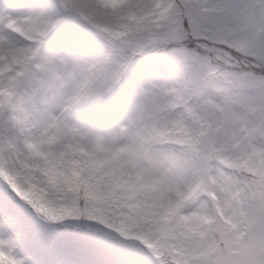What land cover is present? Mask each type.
Here are the masks:
<instances>
[{"label": "snow or ice", "instance_id": "snow-or-ice-1", "mask_svg": "<svg viewBox=\"0 0 264 264\" xmlns=\"http://www.w3.org/2000/svg\"><path fill=\"white\" fill-rule=\"evenodd\" d=\"M98 10L115 25L103 35L119 54L120 79L135 66L141 86L145 78L150 85L136 114L145 125L143 147L100 156L80 147L96 133L83 128L49 160L97 181L107 177L137 198L152 225L139 242L154 264H264V0H121ZM41 18L30 29L35 50L12 46L10 29L0 32V58L13 61L0 74V108L17 95L54 30L52 17L34 11L32 19ZM241 29L249 36L243 51L216 42ZM161 120L183 130L179 146L152 147ZM8 138L0 122V154ZM0 217V264H128L116 242L81 226L96 221L79 197L33 199L4 181Z\"/></svg>", "mask_w": 264, "mask_h": 264}, {"label": "rangeland", "instance_id": "rangeland-1", "mask_svg": "<svg viewBox=\"0 0 264 264\" xmlns=\"http://www.w3.org/2000/svg\"><path fill=\"white\" fill-rule=\"evenodd\" d=\"M120 2L48 0L45 5L37 0H0V20L6 17V21L16 19L27 23L25 19H32L34 11H43L46 16L55 17L56 24L60 21L30 62L17 95L9 105L0 108V122L9 126V138L0 154V184L4 181L15 184L33 199L49 195L57 199L79 197L80 205L96 221H80L81 226L100 231L116 242L125 250L128 264H154L150 253L139 242V237L151 227H146L150 223L142 218V214L146 216L143 208L136 207L137 198L131 197L126 189L105 183L107 177L97 181L88 171L52 162L48 157L51 152L65 149L74 131L83 128L103 133L99 137L94 133L80 143V147L100 156L122 146L143 147L145 125L136 114L148 103L142 87L147 89L150 85L145 78L141 86L140 78L144 74L136 72L135 66L120 79L123 69L116 67L119 54L103 35L115 25L98 10L100 4ZM12 29L17 34L13 24ZM22 34L26 37L22 38L24 42L35 43L31 39L35 33ZM248 38V33L241 29L216 42L228 43L237 51H243ZM12 64L11 59L0 58V74L10 71ZM121 124L129 126L119 128ZM155 127L158 134H153V148L179 146L178 140L183 136L181 128L172 127L164 120ZM165 139L171 142L165 143ZM32 141L35 143L29 148ZM143 166H147L146 161ZM41 167L47 171H40ZM71 168H75V172ZM41 176L43 181L39 180ZM85 189L84 201L80 196ZM8 235H12L11 231ZM121 235L126 238L122 239ZM20 255L24 259L26 254L21 250Z\"/></svg>", "mask_w": 264, "mask_h": 264}, {"label": "bare ground", "instance_id": "bare-ground-1", "mask_svg": "<svg viewBox=\"0 0 264 264\" xmlns=\"http://www.w3.org/2000/svg\"><path fill=\"white\" fill-rule=\"evenodd\" d=\"M37 1L41 4L45 3V5L48 3V0H37ZM96 3L97 2H95L93 4L94 5L93 7L96 6ZM52 18H55V17H52ZM25 20L27 21V23L24 22L23 20L21 21V20H16V19H13L12 21H10V20L6 21V17H5V19L0 20V32H5L6 29L11 30V32L6 33V34L9 35L10 43L14 47L17 46L20 49H27V48H31L33 50L37 49V42L36 41L34 44H29V43L24 42V40H22V38L24 39V37H25V34H22V32L26 33V34L30 33L31 32L30 29L32 27V24L42 25L44 23V19H40V20L30 19L29 20V18H27ZM57 22H58L57 24L60 23V21H58V20H57ZM54 23L56 24V22H54ZM12 24L16 27V30L20 31V32L16 31L18 35L16 33H14V31H13L14 29H12ZM57 24H56V26H57ZM49 27H51V25H49ZM20 29H22V31ZM42 46H43V44L39 47V49ZM5 70L6 69H4V71Z\"/></svg>", "mask_w": 264, "mask_h": 264}, {"label": "clouds", "instance_id": "clouds-1", "mask_svg": "<svg viewBox=\"0 0 264 264\" xmlns=\"http://www.w3.org/2000/svg\"><path fill=\"white\" fill-rule=\"evenodd\" d=\"M151 226H152L151 224L146 225V227H151Z\"/></svg>", "mask_w": 264, "mask_h": 264}]
</instances>
